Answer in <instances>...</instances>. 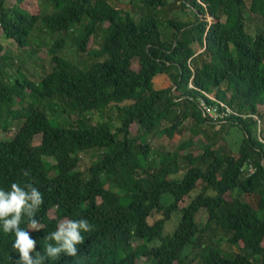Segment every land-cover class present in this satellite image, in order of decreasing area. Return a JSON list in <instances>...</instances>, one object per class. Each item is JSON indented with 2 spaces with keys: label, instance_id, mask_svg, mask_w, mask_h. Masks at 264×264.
<instances>
[{
  "label": "trees",
  "instance_id": "trees-1",
  "mask_svg": "<svg viewBox=\"0 0 264 264\" xmlns=\"http://www.w3.org/2000/svg\"><path fill=\"white\" fill-rule=\"evenodd\" d=\"M174 4L195 20L163 21ZM130 6L135 16L111 0H0V133L20 125L0 141V188L31 184L44 201L34 217L40 230L27 218L20 227L44 255L59 223L92 225L76 257L44 264H264V0ZM247 14L263 23L255 35ZM68 38L93 60L88 69L63 55ZM3 41L39 59L49 45L50 72L34 82ZM154 81L172 84L158 90ZM205 94L236 114L220 126L206 119ZM57 112L74 124L51 119ZM188 121L189 140L173 151L153 147L175 142ZM209 127L241 133L240 148H199ZM91 151L101 159L86 175L81 158ZM174 217L179 225L167 235ZM14 241L0 231V264H17Z\"/></svg>",
  "mask_w": 264,
  "mask_h": 264
},
{
  "label": "rangeland",
  "instance_id": "rangeland-1",
  "mask_svg": "<svg viewBox=\"0 0 264 264\" xmlns=\"http://www.w3.org/2000/svg\"><path fill=\"white\" fill-rule=\"evenodd\" d=\"M246 2L249 4L250 0H246ZM111 3L114 6L117 5V6L121 7L125 11L130 10L132 12L133 8L130 6L131 0H111ZM14 4H15V0H9L10 6H13ZM129 7H130V9H129ZM180 8L181 7L179 4H174L171 7H167L165 9H163V11H161V13H160L162 20L163 21H170V20L180 19L182 21H188V22L195 20L194 15L189 14V13L184 14L180 11ZM43 9H45V11H46L45 7H43ZM127 9H129V10H127ZM132 14H133V12H132ZM247 16H248V18H247V20H248V32L255 35L256 32L260 29V27H262L263 23L258 18L250 17L249 14H247ZM169 32L171 33V31H169ZM0 37L2 39H4L3 38V32L1 30V28H0ZM68 41H69V44H68L67 49L63 55L67 56L72 61L77 63L82 69H85V70L88 69L92 65L93 60L90 59L88 56L80 57L79 55H77L76 50L72 48V43H71V40L69 38H68ZM41 42H42V40L40 41V43ZM2 43L4 44V49H5L6 54L12 58L15 57V58L19 59V62L21 63V65L23 67V72L27 73L29 78L33 79L34 82H39L41 80L40 75L42 74L43 68H46V70L50 72L51 59L47 55V51H46V49L49 48V45L48 46L42 45V47H44V48L40 50L41 59H39V57H31L29 54H26L23 51H19L14 43H9L6 41H3ZM49 43L50 42L48 40L47 44H49ZM95 43H96L95 44L96 48H98V46L100 45V42L97 41ZM197 49L199 50V48H197ZM37 59H39V61H37ZM167 81H169V80H167ZM170 84H172L171 81L170 82L154 81V86L158 90L160 88H163V87H168V86H170ZM49 116L51 119H53L57 123H63V125H65V126H69V124H74V122L76 120L75 117H73L72 119H69L68 117L64 116L61 112H57L55 116H53L52 114H49ZM107 119L108 118H106L105 120H107ZM113 119H114V123L117 126H119L121 124L120 120L117 118V113L113 114ZM95 121L96 122L100 121L98 116L95 117ZM19 128H20V125L19 126H13L12 129L9 131V133L1 132L0 133V141L5 142L6 140H9V139H12L13 137H15L17 135V133L19 132ZM193 128H194V123L192 121H188L185 124L184 133L178 135L177 140L175 142H171L168 139H165L163 141L160 139H156L155 141L153 140L152 145L157 150L161 147H163V148L166 147L167 148L166 150L173 151L182 142L189 140L192 137V135H193L192 129ZM205 129H206V131H205L206 132L205 133L206 139L204 138V136L202 137V140L204 141V143L202 145L197 144V146L201 149L206 144L216 143L218 146L226 147L228 151H231V150L236 151L240 148L241 143L243 141L242 134L237 132L236 130H232L231 135H228V134H226V132L221 133V129L217 128V127L216 128L209 127V128H205ZM100 159H101V153L99 151H91V152H88V153L82 155V158H81V169H82V171L87 175L90 167L95 162L100 161ZM49 161L52 164H55L54 160H49ZM164 202L171 203V202H173V198L170 196H167L165 198ZM179 220H178V217H174L173 220L168 224L167 235H172L173 233H175L176 228L179 225ZM188 254H192L191 251H189ZM193 257L194 256H192V258ZM140 264H145V261L144 260L140 261Z\"/></svg>",
  "mask_w": 264,
  "mask_h": 264
},
{
  "label": "clouds",
  "instance_id": "clouds-1",
  "mask_svg": "<svg viewBox=\"0 0 264 264\" xmlns=\"http://www.w3.org/2000/svg\"><path fill=\"white\" fill-rule=\"evenodd\" d=\"M43 202L42 193L31 184L21 186L14 182L10 190L0 188V231L14 233L13 248L19 253L17 264H44L45 259H58L61 253L76 257L79 251L77 245L84 240L81 233L92 230V225L86 219L59 223L57 230L45 238L54 241L55 245L47 244L44 255H41L35 251L37 240L32 236L30 238V233L21 228L20 224L23 218H27L31 229L39 231L38 221L34 217Z\"/></svg>",
  "mask_w": 264,
  "mask_h": 264
},
{
  "label": "built area",
  "instance_id": "built-area-1",
  "mask_svg": "<svg viewBox=\"0 0 264 264\" xmlns=\"http://www.w3.org/2000/svg\"><path fill=\"white\" fill-rule=\"evenodd\" d=\"M191 88H194L193 85H191ZM204 96L205 99H200L199 101L200 110L206 119L216 125L220 126L227 123L228 119L236 114L232 108L224 103L218 102L215 95L205 94ZM249 172V174H254L255 168H250Z\"/></svg>",
  "mask_w": 264,
  "mask_h": 264
}]
</instances>
